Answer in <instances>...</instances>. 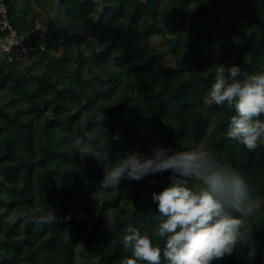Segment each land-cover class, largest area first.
Returning a JSON list of instances; mask_svg holds the SVG:
<instances>
[{
    "label": "trees",
    "instance_id": "obj_1",
    "mask_svg": "<svg viewBox=\"0 0 264 264\" xmlns=\"http://www.w3.org/2000/svg\"><path fill=\"white\" fill-rule=\"evenodd\" d=\"M5 1L27 51L0 48V264H121L129 225L163 248L152 194L171 170L101 186L119 159L156 145L214 153L245 179L260 205L251 241L213 264H264V144L228 139L234 111L208 96L221 68L264 70V0H52L57 21L51 0ZM93 130L102 158L72 146ZM49 206L52 224L9 220Z\"/></svg>",
    "mask_w": 264,
    "mask_h": 264
},
{
    "label": "clouds",
    "instance_id": "obj_2",
    "mask_svg": "<svg viewBox=\"0 0 264 264\" xmlns=\"http://www.w3.org/2000/svg\"><path fill=\"white\" fill-rule=\"evenodd\" d=\"M208 96L210 102L234 111L226 129L228 139L248 151L264 144V70L247 73L233 65L227 68L226 76L221 68ZM86 118L87 113L82 116ZM103 119L102 113L97 123ZM95 139L93 130L87 134V142L75 138L72 146L82 157L102 158L100 151L92 147ZM153 153L151 157L126 154L105 171L101 181L102 188L114 189L124 178L139 180L156 172H172L170 183L152 194L159 213L152 235L163 239V248L154 245L151 236L129 225L121 243L130 255L124 256L121 264H213L231 256L238 245L251 241L249 220L260 211V205L254 198V189L231 165L198 148L172 152L156 145ZM21 219L36 225L58 221L50 206L46 212L31 211L23 216L13 212L9 217L12 223ZM252 255L250 252V259Z\"/></svg>",
    "mask_w": 264,
    "mask_h": 264
},
{
    "label": "built area",
    "instance_id": "obj_3",
    "mask_svg": "<svg viewBox=\"0 0 264 264\" xmlns=\"http://www.w3.org/2000/svg\"><path fill=\"white\" fill-rule=\"evenodd\" d=\"M0 22L1 30H9L8 33L0 34V48L10 52L13 46H17V54L27 51L23 39L18 36L15 28L10 22L9 7L5 0H0Z\"/></svg>",
    "mask_w": 264,
    "mask_h": 264
},
{
    "label": "rangeland",
    "instance_id": "obj_4",
    "mask_svg": "<svg viewBox=\"0 0 264 264\" xmlns=\"http://www.w3.org/2000/svg\"><path fill=\"white\" fill-rule=\"evenodd\" d=\"M57 6H56V3L55 1H49V4H48V7H47V12H49L50 14V17H52L53 19L56 17V14H57ZM45 16H42V17H39L38 18V21H37V24L36 26L41 28V29H44L45 26H46V23H45ZM55 20L57 21L58 19L55 18ZM60 25V24H59ZM153 42H157L159 43L160 42V38L159 37H154L153 38ZM151 53V52H149ZM24 72L27 74V78L29 79V82L32 83V78H31V71L30 69H24ZM89 71H87L86 74H88ZM76 74H77V71H76ZM88 75H86L84 81H83V84L85 85V87H88L89 88V81H88ZM176 80V77H173L171 78V81H175ZM67 98L70 100V102L73 103V101L75 100L74 98H72V96L70 94L67 95ZM54 183H57V180L54 181ZM111 192V191H109ZM102 194H106V193H102Z\"/></svg>",
    "mask_w": 264,
    "mask_h": 264
}]
</instances>
